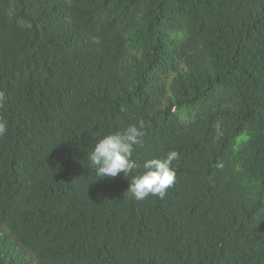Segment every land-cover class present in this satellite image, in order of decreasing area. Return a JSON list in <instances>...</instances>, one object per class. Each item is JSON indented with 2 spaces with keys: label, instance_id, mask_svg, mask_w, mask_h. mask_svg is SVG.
Listing matches in <instances>:
<instances>
[{
  "label": "trees",
  "instance_id": "16d2710c",
  "mask_svg": "<svg viewBox=\"0 0 264 264\" xmlns=\"http://www.w3.org/2000/svg\"><path fill=\"white\" fill-rule=\"evenodd\" d=\"M0 264H264V0H0ZM170 150L137 201L105 135Z\"/></svg>",
  "mask_w": 264,
  "mask_h": 264
},
{
  "label": "clouds",
  "instance_id": "9594fccd",
  "mask_svg": "<svg viewBox=\"0 0 264 264\" xmlns=\"http://www.w3.org/2000/svg\"><path fill=\"white\" fill-rule=\"evenodd\" d=\"M4 93L0 92V103L4 102ZM143 122L129 124L123 130L110 133L99 139L88 154L91 166L98 178H114L123 173L129 179L133 169L137 168L132 159L134 146L141 143ZM8 130L7 122L0 119V136ZM179 159L175 150H170L162 158H149L143 162L140 174L129 179L126 191L137 201L149 196L163 199L167 190L175 183L176 171L173 161Z\"/></svg>",
  "mask_w": 264,
  "mask_h": 264
}]
</instances>
